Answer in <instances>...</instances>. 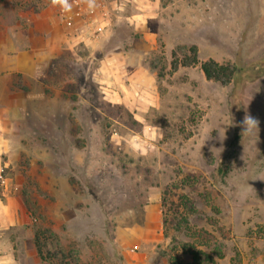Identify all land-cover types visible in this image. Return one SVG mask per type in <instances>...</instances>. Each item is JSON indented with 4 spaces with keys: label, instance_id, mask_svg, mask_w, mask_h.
I'll list each match as a JSON object with an SVG mask.
<instances>
[{
    "label": "rangeland",
    "instance_id": "obj_1",
    "mask_svg": "<svg viewBox=\"0 0 264 264\" xmlns=\"http://www.w3.org/2000/svg\"><path fill=\"white\" fill-rule=\"evenodd\" d=\"M112 1L127 14L137 5L164 11L165 25L152 27L173 37L180 25L191 43L137 48L129 24L119 26L120 49L143 57L154 73L141 100L149 110L137 112L151 126L144 131L99 92L86 60L63 55L43 68V78L5 76L0 61V134L7 140L0 176L29 218L17 233L39 232L50 253L57 250L49 243H57L63 255L53 264H124L117 232L132 225L128 217L140 214L151 188L167 240L157 262L187 264L201 250L214 264H264V0H103ZM50 5L0 0V56L32 41V14L44 16ZM180 46H195L199 63L173 71L171 53ZM208 60L234 68L229 84L204 78L200 63ZM21 93L15 99L22 103L8 104L9 94ZM18 264L45 263L36 254Z\"/></svg>",
    "mask_w": 264,
    "mask_h": 264
},
{
    "label": "crops",
    "instance_id": "obj_2",
    "mask_svg": "<svg viewBox=\"0 0 264 264\" xmlns=\"http://www.w3.org/2000/svg\"><path fill=\"white\" fill-rule=\"evenodd\" d=\"M70 3V12H64L51 4L46 15L32 14V41L17 42L10 53H1L4 75L43 78V68L48 64L59 63L64 59L63 55L79 61L86 60L92 65L91 77L99 92L113 97L118 102L115 104L130 112L143 131L150 128L144 116L137 112L149 110V105H144L141 100L152 91L154 73L143 57H133L128 51L120 49L123 44L119 46L116 43L119 26L129 24L137 48L152 50L155 43L162 40L169 51L173 46L191 43L184 39L182 27L178 25L175 28L174 33L180 28L179 34L174 35L172 29L168 31L173 33V37L165 35L162 26L152 27L155 24L165 25L166 19L163 17L164 11H155L148 4L146 9L134 6L135 12L127 14L122 12V4L116 1L107 4L103 0H95L92 8L88 7L86 0H70ZM169 17L172 20L179 19L176 15ZM167 38L173 39L172 42L169 43L170 39ZM83 50H87V58L80 54ZM25 95L9 94L8 104L21 102L22 99L16 101L15 98ZM3 138L2 133L0 154L4 152L3 145L7 143ZM0 187V264L21 263L24 255L34 259L36 253L32 232L28 230L25 236L22 232L17 233L29 225L23 202L20 197L9 193L7 181L1 176ZM160 208L159 193L148 188L138 206L140 214L128 217L131 226L119 228L117 241L121 246L124 264H165L164 261L157 262L154 259L156 251L167 245Z\"/></svg>",
    "mask_w": 264,
    "mask_h": 264
},
{
    "label": "trees",
    "instance_id": "obj_3",
    "mask_svg": "<svg viewBox=\"0 0 264 264\" xmlns=\"http://www.w3.org/2000/svg\"><path fill=\"white\" fill-rule=\"evenodd\" d=\"M185 50L188 51L190 56L185 55L182 52ZM177 54L180 56L179 61L176 59ZM197 54L198 51L195 46H190L189 48L185 46L177 47L176 50L172 51L171 53V57L173 58L171 62L172 70L173 71L176 70L178 66L188 67V66L197 65L199 63L197 59ZM200 70L207 81L213 80L223 85L229 84L233 76L235 75L234 74L235 70L233 67L229 65H225V66L218 65L211 60L200 63ZM174 230L177 233L179 231L177 227H175ZM45 234L49 235V240L50 238H53V234H51L49 231H45ZM39 235H40L39 232H35L33 235V245L36 254L41 262H44L45 264H53V261L56 260L57 255L58 256L60 254L63 255V253L62 251L61 252L59 251L60 249L58 248L57 243L55 245L49 243L50 249L54 248V250H57L55 253H50L48 251L49 250L48 245L40 241ZM189 255H190V263L187 264H214L213 258L201 250H194ZM217 256L220 258V255ZM176 264H184V263L177 262Z\"/></svg>",
    "mask_w": 264,
    "mask_h": 264
},
{
    "label": "clouds",
    "instance_id": "obj_4",
    "mask_svg": "<svg viewBox=\"0 0 264 264\" xmlns=\"http://www.w3.org/2000/svg\"><path fill=\"white\" fill-rule=\"evenodd\" d=\"M86 3L88 4L89 8H92L95 5V0H86ZM51 4L54 7L58 6L64 12H70L72 9V4L70 3V0H51ZM251 120L252 118L247 117L245 122L248 123Z\"/></svg>",
    "mask_w": 264,
    "mask_h": 264
}]
</instances>
